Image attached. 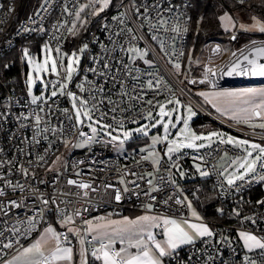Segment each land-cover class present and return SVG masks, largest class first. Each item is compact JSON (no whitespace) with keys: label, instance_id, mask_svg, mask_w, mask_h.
<instances>
[{"label":"built area","instance_id":"1","mask_svg":"<svg viewBox=\"0 0 264 264\" xmlns=\"http://www.w3.org/2000/svg\"><path fill=\"white\" fill-rule=\"evenodd\" d=\"M104 2L42 0L15 24L16 0H0V57L15 49L21 57L40 58L44 48L83 50L80 67L75 63L70 74L60 59L59 69L38 82L35 95L27 93L25 65L21 90L0 80V263L52 223L59 225L61 244L74 243V234L62 224L69 218L82 229L90 255L96 236L82 221L101 212L158 215L165 219L157 225L163 231L176 219H192V196L209 182L221 201L214 215L201 219L211 233L173 251L168 264H264V154L249 171L243 166L247 151L225 136L264 146V131L239 127L217 114L181 81L214 88L264 84V52L252 56L263 51L264 38H253L223 61L204 64L200 76L183 78L193 0H109L94 15ZM86 27L85 38L76 44L73 38ZM214 46L221 50L217 42ZM243 48L252 58L248 65L239 60ZM177 93L217 124V138L206 147L183 143L191 139L179 149L160 146L156 161L140 147L120 150L110 136H95L89 125L78 122L73 107L76 102L111 128L122 129L158 113ZM255 116L260 118L261 111L256 109ZM237 165L246 173L234 179ZM194 180L193 188H184L182 182ZM244 234L259 245L247 246ZM50 257L41 262L47 264Z\"/></svg>","mask_w":264,"mask_h":264},{"label":"rangeland","instance_id":"2","mask_svg":"<svg viewBox=\"0 0 264 264\" xmlns=\"http://www.w3.org/2000/svg\"><path fill=\"white\" fill-rule=\"evenodd\" d=\"M108 3L109 0H105L101 8L93 10V14L96 15L97 13H100L101 11L105 10V7L108 6ZM221 22L224 29L231 30L232 32H236V30L250 32V33L264 32V18L260 13L255 12L253 10L251 11L248 9L247 11L235 10L234 12L227 11L221 15ZM238 40L239 42L242 43L240 45V47H242L243 45H246L250 41H252L253 38L247 39L246 36L239 35ZM217 43L220 44L221 50L220 48L214 46L216 42L212 43L211 45H209L207 50H205L202 53V60L192 58L190 54L187 58L186 68H184V70L188 72V69L190 68V64L192 63V59H193V63L198 65H204L209 62L218 63L220 61H223L227 57L230 51L240 48V47H234L231 44H227L226 41L223 42L217 41ZM82 51H83L82 49H79V51L76 50L70 53H66V52L60 53V50L55 51L52 48H48V49L44 48L42 50L41 58L39 55L35 56L32 53H27L25 54L24 57L22 56L21 59L23 64L28 67L27 78L30 79L27 85V93L29 95H35L37 93L36 89L38 82H45L47 79L46 78L47 74L59 69L60 59L63 60L64 68H66L69 71V73L72 74L75 69V63L77 64V67H80L82 63V59H83L81 53ZM258 51L259 50L254 52L252 56L257 57ZM75 52H77V55H75ZM65 56H66V61H65ZM250 59L252 58L250 56L249 51L245 53L244 56L239 57L240 62H242L245 65L250 64L251 62ZM177 67L178 66L174 67V69L176 70ZM201 70L203 71V66L201 67ZM186 76L187 75L184 74L183 78H186ZM181 81L187 86V88L195 95V97L199 101L207 105V102L201 96L200 91L204 90L209 85L196 84L192 86L189 84L188 79L187 80L182 79ZM255 85L264 87V84H255ZM236 86L247 87L250 85L247 86L236 85ZM238 87H235L233 85V88H238ZM73 107L76 111V117L78 122L81 124L84 123L89 125L90 132L93 133L95 136H98L101 133L110 136L114 141H116L119 144L118 148L120 150L126 149L127 148L126 145L139 146L140 148H142V150H145L148 153V158L152 159L153 161H156L160 157V152H159L160 146H165L168 151L179 149L182 146H184L182 143L183 140L191 139L194 140L196 143L188 144L187 146L191 148L196 146L206 147L212 144V142L216 140L217 137H215V135L218 133V131H216V129L214 128L206 129V131L204 132V131H199L194 127L193 121L198 116L200 109L193 101H190L189 99L184 97L181 93H177L173 99L166 101L161 105L160 110L165 108V113L158 114L156 112L150 114L147 117H145L140 123L122 129L111 128V126L108 123L93 117L84 107H79V105L76 102H73ZM247 107L253 110L256 109L260 110L262 116L260 118H257L255 116L254 119H244L242 121H235L231 119L230 120L239 127L248 130L264 131V99H261L260 103H257L255 106L251 105ZM216 113L221 115L218 112ZM221 116L227 118L223 115ZM84 134H86V132H84ZM202 134H204V137L201 136ZM225 136L237 140V142L234 141L235 144L240 145L242 148H244L247 151L245 156V163L243 166H247L249 171L253 170L256 166L257 158L260 156V154H264V146H262L261 142L258 140L250 139L248 142L242 143L240 141V136L238 135L225 134ZM137 138L139 139V141L135 140ZM250 151H252L254 155L252 156L249 155ZM243 166H239V165L236 166L235 173L232 176V178L238 179L246 173L243 170ZM149 217L150 216L148 214V216L147 215L139 216L138 219L140 220V218H142V220H140L142 221V224H148L149 221L147 219ZM191 217L192 219L184 220V224L195 223L197 225V227L196 226L194 227L195 231H197L196 229H198V232L199 231L202 232V230L204 229L209 231L207 235L211 233V226L201 221V219H203V215L198 211V209L194 204L192 205L191 208ZM82 222L89 224L91 222V217ZM49 227H53V224L49 225ZM186 227L185 229L187 231H190V229ZM70 228L72 230L71 232H73L77 237L82 236L83 231L82 229H79L77 225L72 224ZM243 238L245 239L246 244L249 247L259 245V241L256 238L251 237L250 235L244 234Z\"/></svg>","mask_w":264,"mask_h":264},{"label":"crops","instance_id":"3","mask_svg":"<svg viewBox=\"0 0 264 264\" xmlns=\"http://www.w3.org/2000/svg\"><path fill=\"white\" fill-rule=\"evenodd\" d=\"M200 94L216 112L231 120L242 121L255 118V110L247 106H255L264 99V87L207 86ZM148 214V224H142L139 216ZM162 220L165 219L151 213L131 214L129 211L120 215L105 211L91 216V222L83 224L96 236L94 255L89 254L83 234L77 237L72 232L74 243L71 241L61 244L57 232L59 225L52 223L53 227H46L36 240L0 264H43L41 260L48 255L51 257L47 264H89L91 258L100 260L101 264H168L169 254L209 232L204 229L202 232H198V229L195 231L194 227L197 225L184 224V219L174 220L172 226L161 231L157 225ZM72 222L69 218L62 224L72 231ZM102 241H108V245L101 246ZM111 249L116 250L115 255L111 253Z\"/></svg>","mask_w":264,"mask_h":264},{"label":"trees","instance_id":"4","mask_svg":"<svg viewBox=\"0 0 264 264\" xmlns=\"http://www.w3.org/2000/svg\"><path fill=\"white\" fill-rule=\"evenodd\" d=\"M42 0H16V9L13 16V21L16 24L21 18L28 15L31 11L35 10ZM253 10L258 12L264 18V0H255L250 3H241L236 0H193L191 13V24H190V38L186 57L181 66L180 76L189 77L191 75L199 76L202 72L201 67L193 63L190 64L188 72L184 70L186 68V61L188 56L191 54L192 58L202 60V53L207 50L209 45L217 41H226L227 44H231L234 47H240L242 44L239 42V35L246 36L249 38H264V32L261 33H250L244 31L232 32L231 30L224 29L221 22V15L227 11L234 12L235 10L247 11ZM86 31L81 30L77 38H73L75 43H79V40L84 39L87 34ZM235 35V40L233 36ZM72 41H70L71 43ZM25 75L24 64L21 56L17 49L7 52L5 55L0 57V80L9 87H14L19 90L23 86V77ZM194 127L199 131H206V129H217V124L210 119L208 116L199 112L198 116L193 121ZM139 141V139H135ZM139 146H129V148ZM184 188H193L196 181H189L187 183L182 182ZM204 189L198 191V197L192 196L193 204L196 206L198 211L205 218H209L216 212V208L221 205V201L217 195L215 189H213L210 183H204ZM188 189V188H187ZM131 214L138 213L139 211H129ZM89 264H101L98 259H90Z\"/></svg>","mask_w":264,"mask_h":264},{"label":"bare ground","instance_id":"5","mask_svg":"<svg viewBox=\"0 0 264 264\" xmlns=\"http://www.w3.org/2000/svg\"><path fill=\"white\" fill-rule=\"evenodd\" d=\"M262 50H263V51L260 50V51L257 52V58L263 56L262 54H263V52H264V47L262 48ZM248 51H249V50H248L247 48H245L242 52L239 53V57L244 56L245 53H247ZM242 64H243V63H242ZM261 66H262V68H264V62H262V65H261ZM260 77H263V76H260Z\"/></svg>","mask_w":264,"mask_h":264},{"label":"water","instance_id":"6","mask_svg":"<svg viewBox=\"0 0 264 264\" xmlns=\"http://www.w3.org/2000/svg\"><path fill=\"white\" fill-rule=\"evenodd\" d=\"M235 35L233 36V39L235 40ZM159 114H163V113H165V110L164 109H162V110H160L159 112H158ZM183 143L184 144H192V143H194V140H185V141H183Z\"/></svg>","mask_w":264,"mask_h":264}]
</instances>
